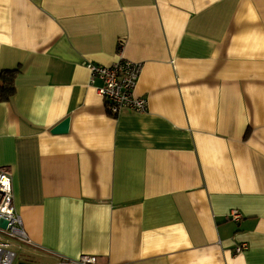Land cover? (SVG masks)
Segmentation results:
<instances>
[{
  "label": "crops",
  "instance_id": "0c3cea01",
  "mask_svg": "<svg viewBox=\"0 0 264 264\" xmlns=\"http://www.w3.org/2000/svg\"><path fill=\"white\" fill-rule=\"evenodd\" d=\"M121 60L146 112L111 116L91 83ZM12 71L15 264H264V0H0Z\"/></svg>",
  "mask_w": 264,
  "mask_h": 264
},
{
  "label": "built area",
  "instance_id": "2783aa9c",
  "mask_svg": "<svg viewBox=\"0 0 264 264\" xmlns=\"http://www.w3.org/2000/svg\"><path fill=\"white\" fill-rule=\"evenodd\" d=\"M91 83L101 81L102 87L97 89L98 94L106 101L107 110L111 116H117L123 110L146 112L147 100L137 97L135 89L142 72V65L130 61H118L110 67L90 64ZM231 219H241L238 211L230 214ZM6 221L7 227H0V264H15L17 253L11 247L10 241H19L31 244L21 216L17 213L14 204V188L11 175L0 169V222ZM246 246L237 248L236 253H242ZM67 262H69L67 260ZM72 264H97L93 256L82 255Z\"/></svg>",
  "mask_w": 264,
  "mask_h": 264
},
{
  "label": "trees",
  "instance_id": "16d2710c",
  "mask_svg": "<svg viewBox=\"0 0 264 264\" xmlns=\"http://www.w3.org/2000/svg\"><path fill=\"white\" fill-rule=\"evenodd\" d=\"M18 71L3 72L0 75V102H8L15 94V78Z\"/></svg>",
  "mask_w": 264,
  "mask_h": 264
},
{
  "label": "water",
  "instance_id": "95a60500",
  "mask_svg": "<svg viewBox=\"0 0 264 264\" xmlns=\"http://www.w3.org/2000/svg\"><path fill=\"white\" fill-rule=\"evenodd\" d=\"M68 128H69V119H66L65 121H63L61 124H59L58 126H56L52 130V134H54V135L65 134V133H67ZM0 227L1 228H6L7 227V222L6 221H1L0 222ZM19 264H27V263H19Z\"/></svg>",
  "mask_w": 264,
  "mask_h": 264
}]
</instances>
